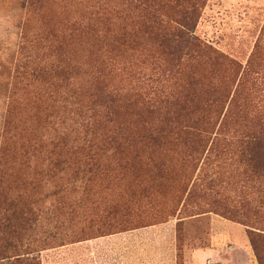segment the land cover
Here are the masks:
<instances>
[{"label":"rangeland","instance_id":"obj_1","mask_svg":"<svg viewBox=\"0 0 264 264\" xmlns=\"http://www.w3.org/2000/svg\"><path fill=\"white\" fill-rule=\"evenodd\" d=\"M27 1L0 0V146L9 132L12 146L42 147L31 162L24 159L26 171L8 172L5 184L12 185L2 194L23 197L25 203L17 200L40 212L43 225L62 216L72 226L65 245L41 243L29 257L82 264L80 242L69 243L82 231L76 238H91L92 264H257L246 227L223 207L259 206L255 187L263 182L248 162L222 148L220 140L231 133L218 131L264 118V0H199L191 33L199 48L166 35L193 22L187 11L195 0H41L34 9ZM26 22L37 35L35 55L74 67L66 85L73 92L55 102L39 81L18 72ZM71 102L102 112L98 137L134 146L88 152L91 137L74 123L82 118L63 108ZM205 113L216 125L204 149L183 131L168 134V119L189 126ZM149 127L162 134L160 145L143 141ZM22 173L38 183L28 186ZM185 188L188 200L177 207ZM147 192L165 205L154 207ZM196 213L203 214L190 216ZM47 229L60 231L52 225L37 233ZM102 234L110 235L96 237ZM11 240L23 244L25 232Z\"/></svg>","mask_w":264,"mask_h":264},{"label":"trees","instance_id":"obj_2","mask_svg":"<svg viewBox=\"0 0 264 264\" xmlns=\"http://www.w3.org/2000/svg\"><path fill=\"white\" fill-rule=\"evenodd\" d=\"M40 3L41 0L27 1L28 7L30 9H34L35 7L37 8ZM151 4L155 5L153 2H151ZM199 8V0H195L194 2H192L191 6L189 7V11H187V14L188 17L190 16L191 20L193 19V22H181V29L175 28L174 30H170L166 34L168 35L170 33L168 40L182 39L186 47H200V42L196 41V39H194L191 35L196 24V22H194V19L196 21V19L198 18ZM90 23L91 22H87L86 24L89 25ZM28 24L29 22L23 24V29L21 32L22 45L21 47H19L21 58L17 64L18 72L23 79L39 81L46 90L51 91L48 94V99H53L55 102L56 99L62 98L63 95L73 92V89L67 88L66 85L73 77L72 74L74 67L70 62L66 63L63 60H58L56 61V63H51L44 61L39 56L35 55L33 48H38L36 38L37 35L29 31ZM160 41H162L161 37ZM219 56L221 58H224L222 57V55ZM64 89H67L66 93H59V91H62ZM74 92H76V90H74ZM114 97L115 96L112 93H106L104 95V99H109L107 100L108 102H113ZM213 102L216 101L213 100ZM76 104L77 103L75 102H71V105H65L63 108L65 110H70L71 112H73L74 117H77L79 119L82 118L80 121H75L74 123L77 127L81 126L80 129H82V131H85L86 135H90L91 137V139L87 142H85L86 138L83 139L88 152L93 151V154L95 155H97V153L103 155L110 152V150H112L113 148L114 150L119 151L118 148L127 143V140L122 142L121 139L117 140L116 138L109 136H106L104 138L98 137L94 128L102 121V112L99 110H90L87 108L86 110H84L83 106L79 107ZM213 105L214 104L211 103V106ZM104 111L106 113L105 117H108L110 111ZM167 121L173 123L172 125L168 126V134H173L174 131L179 130V132L183 131V133H186V135H191L195 138L197 137L198 146L196 149H204L206 142L208 141V136L210 134H213L216 125V123H212L211 117L206 116V113L196 118V120H194L189 126L182 123L177 124V121L175 120L172 121L168 119ZM242 121L245 122V116L243 117ZM8 126L9 122H6L4 124V128H8ZM178 128H180L181 130ZM218 132H221L220 134L231 133L233 138L220 140L222 143L224 142L222 148L237 153L239 157L248 162V165L252 168V172H257L259 174V178L263 182V184H258V186L255 187L258 193L261 195L259 206L254 205L248 207L240 204V208L232 206L227 208L223 207V209H226V213H228L235 222L246 227L248 241L253 251L255 260L257 264H264V118L262 120H259V122L257 124H254L253 126H249L247 123L241 122L240 124H238V129L233 130V132H229V130L224 129H221ZM10 135L11 134L9 132L6 133L4 142L2 141V145L0 146V200H3L2 202L4 203V205H1L0 203V234H3V238H0V261H7L9 264H38L37 259H35L34 257H29V255L38 251V248L36 246L38 244L40 245L41 243L50 245V243L55 244L56 242H60V244L57 246L65 245L64 241H66L65 239H68V236L67 234H64V231H67L68 227L72 226H65L64 221L66 218H60L62 216L56 218L55 221L50 219L47 224L43 225L38 218L40 212H33L30 208H27L24 204L26 201H24L23 197L18 195L14 200H12L11 198L8 199L6 194L4 197V194H2L3 189L5 188V192H8L12 185L5 184L6 176H9L8 172L14 170V168L16 167L19 168L20 172L26 171V168L28 167L24 159L28 162H31L30 158L34 156L35 151L40 150V148L42 147V145L40 144H36L37 146L33 147L32 149L31 146L21 145V147L19 148L15 147L14 145L12 146L8 143V141L11 140ZM161 136L162 134L158 129L149 127L147 129L146 136H143V141L149 146L160 145L158 144V140ZM130 143L131 142L127 143L128 147L130 145L134 146V144ZM86 164L89 165V163L87 162ZM54 165L58 167L60 165V162L56 161ZM82 172L84 171L82 170ZM22 174L23 175L21 177V180L28 186L32 184L33 187L38 183L37 181L32 182L31 179H27L26 176H24V173ZM21 180L17 178L16 181L19 182ZM39 181L41 182L40 179ZM152 181L153 180H151V182ZM15 185L18 186L19 184ZM186 190L187 188L181 191L179 200L176 205L177 207L179 204L181 205L182 202V206H184L185 202L188 200L189 193L186 197H184ZM148 194L152 197V205H155L153 203L154 201H156L157 197H155L152 193ZM148 194H142V201H150L151 197ZM141 198H139V201ZM17 199L20 201L22 200L24 203L18 201ZM16 201L18 202L17 204L15 203ZM34 202L36 203L37 201ZM155 203L156 205L154 207H157L158 205L160 207L165 205V202H163V200L159 201V199ZM17 206H19V209L17 208ZM248 212H250L251 214ZM60 213L61 215H63L62 212ZM169 213H171L170 209ZM202 214L203 213H196L190 216L198 217ZM67 221L68 223H70L69 220ZM181 222L182 221L178 223ZM52 225L54 226V228H59L60 231L52 233V231H49L47 229L46 231H42L43 233H37L39 232L37 231L38 229L42 230ZM20 232H25V242L18 245L15 244V242L11 239L14 236H17ZM41 234H44V236ZM81 234L82 231L76 233L74 232L73 239H71V242L69 243L80 242L82 250V264H92V259L89 255V247L87 245V242L90 241L91 238L87 237L80 240L77 239L76 236H80ZM36 235L41 236L36 237ZM106 235L102 234L96 237ZM40 247L43 248L44 246Z\"/></svg>","mask_w":264,"mask_h":264},{"label":"crops","instance_id":"obj_3","mask_svg":"<svg viewBox=\"0 0 264 264\" xmlns=\"http://www.w3.org/2000/svg\"><path fill=\"white\" fill-rule=\"evenodd\" d=\"M90 241L87 242V244H89Z\"/></svg>","mask_w":264,"mask_h":264}]
</instances>
